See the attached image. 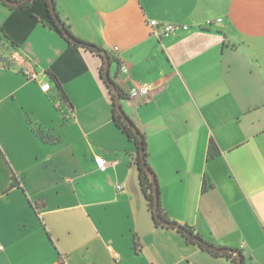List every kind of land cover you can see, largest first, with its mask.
I'll return each mask as SVG.
<instances>
[{
	"label": "crops",
	"instance_id": "1",
	"mask_svg": "<svg viewBox=\"0 0 264 264\" xmlns=\"http://www.w3.org/2000/svg\"><path fill=\"white\" fill-rule=\"evenodd\" d=\"M55 1L76 38L113 56L126 98L154 86L122 106L170 219L264 264V0ZM151 20L190 30L159 39ZM0 37L17 53L0 66V264H233L154 224L104 61L51 27L45 1L0 2ZM96 157L113 165L101 172Z\"/></svg>",
	"mask_w": 264,
	"mask_h": 264
},
{
	"label": "trees",
	"instance_id": "2",
	"mask_svg": "<svg viewBox=\"0 0 264 264\" xmlns=\"http://www.w3.org/2000/svg\"><path fill=\"white\" fill-rule=\"evenodd\" d=\"M13 1L14 2H22L23 0H13ZM34 1H36V0H26V2L21 3L20 6L14 7V6H11V5L7 4L4 0H0V2L5 4L6 6L10 7L11 9L27 8ZM43 1H45L47 9H48V16H49V19H50V22H51V27L55 28L68 43H70V44H72L74 46L83 48V49H85L87 51H90V52L94 53L95 55L101 57L103 59V61H104L103 55L101 54V50H103V49L101 47L76 38L73 35V33L71 32L70 27L67 26L62 21L63 24L65 25L66 29L71 34V36L74 37V39L77 40L78 43H75V42L71 41L69 38H67L65 36V34L63 33V31L61 30V28L59 27V25L57 24V22L54 19V17H53V14H52V11H51V7L52 6L50 4V0H43ZM52 1H53V6L55 7V9L57 11V14L59 15L56 1L55 0H52ZM109 55H110L111 64H112V63L115 62V59L113 58V56H111V54H109ZM6 68H10V67H6ZM103 72H104V63H103ZM50 77H52L54 79V81H56L58 83V85L60 86V83H59L57 77L54 74L51 73ZM116 85H117L118 89L120 90L122 100H125L126 99V94L119 87L118 84H116ZM112 95L114 97V93L113 92H112ZM113 106H114V108H113L114 123L122 131V133L124 135H126L128 140L131 143H133L134 146L136 147V156H135V159L133 161V165H134V167L137 170L139 184H140L141 190H142V192L144 194L145 200L147 202V207H148V210H149V212H150V214L152 216L154 224L157 227H165V228L176 230L184 238V240H185V242L187 244L196 245V246L200 247L202 250H204V251L208 252L209 254H211L212 256L224 257V258H227V259L231 260L233 264H237L238 258H237V256L234 253L220 254V253H217V252H214V251H211V250L205 248L200 243L196 242L193 237H191L188 234H186V231H189L195 237L201 238V236L198 233H196L194 228H192L191 226H189L187 224H180V223H177V222L171 220L170 217L168 216L167 212L165 211V209L162 206L159 187H158V189H159V217H160V219H158L156 217V214L154 212V189H153V183H152V180H151V177H150L149 173L145 170V168H144V166L142 164L143 163V159L141 157V143H140V140H139L137 134L134 132V130L131 127H129L126 124V122L123 120V118L120 116V114L118 113V111L116 109L115 103H113ZM133 124H134V126L136 128H138L134 122H133ZM138 130H139V128H138ZM139 132L141 133V135L143 137L144 158H145V161H146V165H147L148 169L155 175V177L157 179V176H156L154 170L152 169V167L149 164V160H148V158H149L148 146H147V143H146V140H145V136L142 134V132L140 130H139ZM219 154H220V151H219L217 145L213 141H211V143L209 145V150H208V158L209 159L215 158ZM157 182H158V179H157ZM176 226H179V228H176ZM233 250L234 251H239V250H236V249H233ZM241 259H242V262L244 264V256L243 255H242Z\"/></svg>",
	"mask_w": 264,
	"mask_h": 264
},
{
	"label": "water",
	"instance_id": "3",
	"mask_svg": "<svg viewBox=\"0 0 264 264\" xmlns=\"http://www.w3.org/2000/svg\"><path fill=\"white\" fill-rule=\"evenodd\" d=\"M7 4L14 6V7H18L21 5V3L26 2V0H23L22 2H14L13 0H4ZM50 4H51V11L53 14L54 19L56 20L57 24L59 25V27L61 28V30L63 31V33L65 34V36L67 38H69L71 41L78 43L77 40L74 39V37L71 36V34L69 33V31L66 29L65 25L63 24L62 20L60 19L59 15L57 14V11L55 9V7L53 6V1L50 0ZM101 54L103 55L104 58V80L107 83L108 87L112 90V92L114 93V103L116 106V109L118 111V113L120 114V116L123 118V120L126 122V124L131 127L134 132L137 134L140 143H141V157L143 159V166L145 168V170L149 173L152 183H153V189H154V212L156 214V217L158 219H160L159 217V185L157 182V179L155 177V175L148 169L147 165H146V161L144 158V148H143V137L141 135V133L139 132L138 128H136L132 122V120L128 117V115L126 114V112L123 109L122 106V97H121V93L120 90L118 89L115 81L110 77V68H111V58L109 53L106 50H101ZM176 228H179V226H176ZM186 234H188L189 236L193 237L195 239L196 242L200 243L202 246H204L205 248L220 253V254H224V253H234L238 260H237V264H243L242 262V254L240 251H234L233 249L230 248H220V247H216L214 245H211L209 243H207L206 241L202 240L201 238L195 237L191 232L186 231Z\"/></svg>",
	"mask_w": 264,
	"mask_h": 264
},
{
	"label": "built area",
	"instance_id": "4",
	"mask_svg": "<svg viewBox=\"0 0 264 264\" xmlns=\"http://www.w3.org/2000/svg\"><path fill=\"white\" fill-rule=\"evenodd\" d=\"M217 23L218 24L222 23V19H218ZM149 24L152 29V35H154L155 37L159 39L164 38V37L167 38V37H170L174 34H178L181 32H188L190 30V26L186 24H181V23H160L157 20H151ZM212 24L213 22L211 21L207 23L208 26ZM113 52L115 54H118L119 48L114 47ZM120 73L124 75L125 77H128L130 75L129 67L127 65L121 64ZM23 74L30 81H35V82L42 81V74H40L37 71L25 69L23 70ZM153 89H154V86L152 84L137 83L131 90H129L126 99L131 100V101L142 100L148 97L152 93ZM41 90L43 92H49L51 90V84L49 80L43 82L41 86ZM95 161L98 166V169L101 172H106L108 168L111 165H113L112 163L107 162L102 157H96ZM119 190L123 191L124 186H119Z\"/></svg>",
	"mask_w": 264,
	"mask_h": 264
},
{
	"label": "rangeland",
	"instance_id": "5",
	"mask_svg": "<svg viewBox=\"0 0 264 264\" xmlns=\"http://www.w3.org/2000/svg\"><path fill=\"white\" fill-rule=\"evenodd\" d=\"M17 53L0 37V66L16 67ZM125 104V103H124Z\"/></svg>",
	"mask_w": 264,
	"mask_h": 264
}]
</instances>
